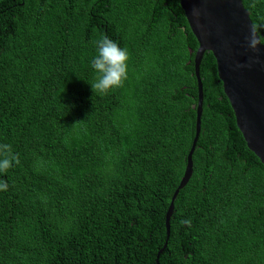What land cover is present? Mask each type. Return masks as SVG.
<instances>
[{
    "label": "trees",
    "instance_id": "1",
    "mask_svg": "<svg viewBox=\"0 0 264 264\" xmlns=\"http://www.w3.org/2000/svg\"><path fill=\"white\" fill-rule=\"evenodd\" d=\"M241 1L264 35V0ZM105 35L128 49V78L93 93ZM197 47L179 0H0V144L20 161L0 172V264H264V166L210 52L167 239Z\"/></svg>",
    "mask_w": 264,
    "mask_h": 264
},
{
    "label": "water",
    "instance_id": "2",
    "mask_svg": "<svg viewBox=\"0 0 264 264\" xmlns=\"http://www.w3.org/2000/svg\"><path fill=\"white\" fill-rule=\"evenodd\" d=\"M179 4L198 43L193 59L198 101L195 133L186 156L184 174L165 213L167 239L174 200L192 174V156L200 134L202 115L199 66L205 52H210L215 60L217 77L233 111L237 129L248 150L264 166V45L258 46L256 51L247 46L246 39L253 25L248 11L241 0H179ZM166 245L167 241L163 247Z\"/></svg>",
    "mask_w": 264,
    "mask_h": 264
},
{
    "label": "clouds",
    "instance_id": "3",
    "mask_svg": "<svg viewBox=\"0 0 264 264\" xmlns=\"http://www.w3.org/2000/svg\"><path fill=\"white\" fill-rule=\"evenodd\" d=\"M259 27L252 25L246 39L247 46L253 51L258 46L264 45V35L259 31ZM96 43L97 54L92 60L91 67L98 73L96 81L91 84L93 93H107L113 88L123 85L128 78V60L130 58L127 48H121L116 42L106 35L102 36ZM19 164V157L13 154L11 145L0 144V172H6L13 166ZM8 185L5 181H0V191H7ZM189 220H182L181 224L189 225Z\"/></svg>",
    "mask_w": 264,
    "mask_h": 264
}]
</instances>
